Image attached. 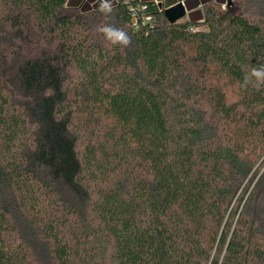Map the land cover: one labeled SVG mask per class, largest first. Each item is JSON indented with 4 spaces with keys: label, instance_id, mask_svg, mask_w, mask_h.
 Segmentation results:
<instances>
[{
    "label": "trees",
    "instance_id": "16d2710c",
    "mask_svg": "<svg viewBox=\"0 0 264 264\" xmlns=\"http://www.w3.org/2000/svg\"><path fill=\"white\" fill-rule=\"evenodd\" d=\"M99 2L0 0V264H264V0Z\"/></svg>",
    "mask_w": 264,
    "mask_h": 264
},
{
    "label": "clouds",
    "instance_id": "9594fccd",
    "mask_svg": "<svg viewBox=\"0 0 264 264\" xmlns=\"http://www.w3.org/2000/svg\"><path fill=\"white\" fill-rule=\"evenodd\" d=\"M97 11L106 18H112L115 14L112 0H100ZM96 32L111 46L128 48L132 44L129 32L115 23L98 25ZM249 86L256 89L264 87V65L253 66L244 74L240 87L246 90Z\"/></svg>",
    "mask_w": 264,
    "mask_h": 264
},
{
    "label": "water",
    "instance_id": "95a60500",
    "mask_svg": "<svg viewBox=\"0 0 264 264\" xmlns=\"http://www.w3.org/2000/svg\"><path fill=\"white\" fill-rule=\"evenodd\" d=\"M229 4L232 3V0H227ZM159 7H162V3L159 2ZM163 14L169 22H174L183 18L185 14V8L182 1H178L168 7L163 8Z\"/></svg>",
    "mask_w": 264,
    "mask_h": 264
},
{
    "label": "crops",
    "instance_id": "0c3cea01",
    "mask_svg": "<svg viewBox=\"0 0 264 264\" xmlns=\"http://www.w3.org/2000/svg\"><path fill=\"white\" fill-rule=\"evenodd\" d=\"M176 2L182 1L184 8H185V14L184 18H199L202 14V7L203 3L206 0H174ZM163 5V4H162Z\"/></svg>",
    "mask_w": 264,
    "mask_h": 264
},
{
    "label": "built area",
    "instance_id": "2783aa9c",
    "mask_svg": "<svg viewBox=\"0 0 264 264\" xmlns=\"http://www.w3.org/2000/svg\"><path fill=\"white\" fill-rule=\"evenodd\" d=\"M100 1V0H99ZM112 1H117V0H112ZM145 20H148L149 19V16H145L144 17Z\"/></svg>",
    "mask_w": 264,
    "mask_h": 264
},
{
    "label": "rangeland",
    "instance_id": "374dc122",
    "mask_svg": "<svg viewBox=\"0 0 264 264\" xmlns=\"http://www.w3.org/2000/svg\"><path fill=\"white\" fill-rule=\"evenodd\" d=\"M97 1H99V0H97ZM181 19H185V18L183 17V18H181Z\"/></svg>",
    "mask_w": 264,
    "mask_h": 264
}]
</instances>
